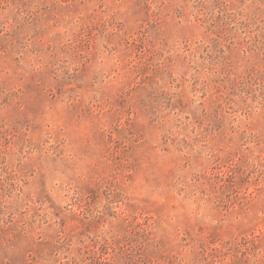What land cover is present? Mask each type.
Wrapping results in <instances>:
<instances>
[{
	"label": "rangeland",
	"instance_id": "obj_1",
	"mask_svg": "<svg viewBox=\"0 0 264 264\" xmlns=\"http://www.w3.org/2000/svg\"><path fill=\"white\" fill-rule=\"evenodd\" d=\"M0 264H264V0H0Z\"/></svg>",
	"mask_w": 264,
	"mask_h": 264
}]
</instances>
